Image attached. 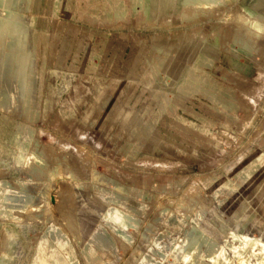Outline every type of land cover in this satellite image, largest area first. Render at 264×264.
<instances>
[{
	"label": "rangeland",
	"instance_id": "obj_1",
	"mask_svg": "<svg viewBox=\"0 0 264 264\" xmlns=\"http://www.w3.org/2000/svg\"><path fill=\"white\" fill-rule=\"evenodd\" d=\"M92 2L100 6L95 18L89 15ZM146 2L124 0L127 27L133 29L136 24L140 29L126 31V39L141 44L140 48H126V55L142 57V64L141 87L127 80L125 94L120 96L103 94L104 73L87 58L92 48L86 45L108 36L101 18L102 0H18L14 7L13 13L19 18L29 15L32 21L27 38L22 34V43L27 42V58L34 62V87H46L49 93L42 96L46 102L35 100L31 106L23 105L22 91L6 94L0 79V110L22 123L16 128L19 143L13 147L27 155L36 150L44 159V163L33 160L29 165H17L10 157L9 164L0 168V176L26 181L36 207L19 212L20 220L3 218L11 223H4L1 231L14 227L25 232L17 242L0 235V253L9 242L19 253L14 264H29L40 234L50 221L64 223L75 245L78 264H184L180 256L184 249L191 251L204 245L206 238L224 243L228 230L224 231L221 224L250 237L264 238V35L248 38L245 28L232 20L233 13L242 8V0L218 4L214 11L189 14L185 13L184 2V7L174 12L173 21L158 23L164 44L167 25H174L179 34L188 28H201L215 32L213 37L224 45L227 54L253 62L261 78L238 81L240 87L253 90L239 97L238 108L244 104L243 111L231 118L229 111L215 110L226 107L230 97L215 96L214 86L209 83L206 86L210 92L200 94L186 85L153 87L151 57L154 60L166 56V52L165 47L150 46V28L155 22L150 21ZM52 21L57 23L53 25ZM37 28L40 33L35 31ZM245 40L256 46L253 57L239 51ZM75 41H81L83 47L74 49ZM190 43L186 48L174 46L173 55L181 56L183 50L195 55L197 42ZM43 44L46 54L41 52L39 56L37 45ZM76 50L78 54H72ZM93 50L99 52L102 48ZM92 63L95 68L90 69ZM76 66L88 67L89 79L79 77L72 84L98 87V94L73 97L63 93L69 91L67 76ZM159 66L166 71L165 64ZM172 76L175 79L163 77V82H176L175 73ZM27 86L25 82L23 89ZM55 87L67 89L50 101ZM4 129L0 127V131ZM9 129L7 136L12 126ZM10 153V146L4 147L2 154ZM251 158L260 166L249 175ZM240 202L246 204L250 216L235 214ZM63 203L71 213V228L60 212ZM122 209L132 215V224L125 230L121 223L109 219L114 212H124ZM209 215H214L216 221L206 222ZM211 225L220 237L205 230L204 226ZM102 227L107 243L95 241ZM86 247L91 250L90 257Z\"/></svg>",
	"mask_w": 264,
	"mask_h": 264
},
{
	"label": "bare ground",
	"instance_id": "obj_2",
	"mask_svg": "<svg viewBox=\"0 0 264 264\" xmlns=\"http://www.w3.org/2000/svg\"><path fill=\"white\" fill-rule=\"evenodd\" d=\"M227 1L229 0H177V9L179 10L180 6L184 7L183 3L185 2V13L189 14L191 11H201L202 13V11H214L215 6L218 4L224 5ZM17 2L18 0H0V79L3 81L2 89L6 94H9L14 88L18 89L19 91H24L26 87L23 90V86L25 85L30 73L29 59L27 58V55L29 54V48H27L28 46L26 45V41L25 43L24 41L22 43V34H24L23 36L27 38L28 27L32 21L30 20L29 15H27L24 19H21L13 13ZM155 3H157L156 0H147L145 6L146 9L156 7ZM247 7L254 8L255 11L251 12L246 9ZM163 8L164 7H162V9ZM3 10H6L7 13L3 14ZM263 16L264 0H242V8L237 9V11L233 13L232 20L243 26L245 28V33L248 35L247 37L252 39L258 36L262 37V35H264ZM234 21H232V23H235ZM52 23L55 25L57 22L52 21ZM35 31L38 32L39 29L37 28ZM255 47L256 46L249 44V42L245 40L244 45L239 47V51L250 57H253V55H255ZM24 48H27L26 53L23 52ZM218 56L219 51L215 49V47L213 49V45L205 42L196 54V61L206 66H212L214 60L218 58ZM195 65L198 66L197 64ZM196 66L188 65V67L184 68L183 70V75L186 74L185 77L188 73H190L189 80L186 85L188 88L192 87V84L196 79V75L194 74V72H196ZM205 77L206 84L209 83L212 86L215 84L209 74H206ZM1 126H3L5 129L0 131V168H2L3 165L9 164L8 158L10 157L14 159L17 165H29L33 160L39 163H44L43 157L36 150L27 155L24 154L21 149L19 151H14L12 145H7L5 142H2L8 137L7 133L10 131L9 127L12 126V122H10L5 115L0 113V127ZM8 146H10L12 153H10V155L2 154L4 147ZM76 165L77 164H75V166ZM249 166L250 168L248 170V174L250 175L253 173V170L257 171L260 165L256 163L254 158H251L249 160L248 167ZM33 199L34 196L29 192L25 180L20 178L11 179L6 176H0V218L20 220L21 218L19 212L27 210L30 207L36 208L34 205H32ZM240 204L241 206H239L235 214L238 217L243 215L246 217L247 215L250 216V212L246 210V204L244 202H240ZM59 207L61 208L60 212H62L64 216L67 217L66 219H68L69 226L71 228V213L69 210H66L68 206L63 203ZM109 219L121 223L124 227V230L125 227L130 225V223L132 224V215L124 212H114L112 216L109 217ZM211 219L216 221V217L214 215H209L206 219V222ZM35 220L36 218L34 221ZM45 223L46 222H44V224ZM63 225L55 221H50L45 225L40 234L37 247L32 254L29 264H78L77 252L75 245L72 242V237L67 233ZM227 227V225L221 224V228L224 231L228 230V236L225 238L223 244L218 243L214 239L206 238L204 245L196 246V248L191 251L184 249L180 255L182 256L184 264H264V238L250 237L246 233L238 232L234 229H228ZM204 228L212 235L216 237L219 236L218 232L212 225L204 226ZM6 230L9 233L8 238L13 239L15 235H12L11 229L6 228ZM104 231L105 229L103 227L97 230L95 234V241L107 243L108 240L104 234ZM123 233L127 235L126 232L123 231ZM10 243L11 242H9L8 247H6L7 249H5L3 254L0 256V264H9L8 259L10 257V250L8 251V249L11 248ZM85 251L90 257V248L86 247Z\"/></svg>",
	"mask_w": 264,
	"mask_h": 264
},
{
	"label": "crops",
	"instance_id": "obj_3",
	"mask_svg": "<svg viewBox=\"0 0 264 264\" xmlns=\"http://www.w3.org/2000/svg\"><path fill=\"white\" fill-rule=\"evenodd\" d=\"M94 1V0H93ZM102 8H101V18L102 21L105 20V25L103 27L104 31H107L108 36L102 40H91L89 43L91 45H86V47H91L92 50L88 52L90 55L89 59H93L94 64L97 66V70L103 71L104 74H102V80L105 81V83L102 86L103 94L105 95H124L125 92L123 91L126 86V81L133 80L134 86L141 87V73L140 68L142 64V57L140 56H127L126 55V48L133 47L140 48L141 44L134 40L126 39L125 33L126 31L136 32L140 29L137 28V25H132L133 29L128 28L126 25L127 20V10L124 6V0H102ZM157 3H155L156 7L147 9L149 13V17L151 23L155 22L153 26H151L150 30L153 32V35H150V46L155 48H164L166 56H160L155 57L153 60V57H151L150 64L154 65L152 66V69L155 71L153 73V76H155V82L153 87L157 88H179L181 86L187 85L185 83V80H189L190 73L183 75L184 68L188 67V65L197 64L196 72L194 74L196 75V79L194 80L192 89H196L200 94V92H210L209 89L206 86L205 76L206 74H209L211 78L215 81L214 86V92L213 94L215 96L219 95H228L229 98V104L226 105V107H220L219 109H215L216 111H229L231 118L232 116H237L238 111H243L244 104H241L240 109L238 108L237 101L239 97H242L244 95H250L252 94V88H246V87H240L238 84V81H249L253 79L261 78L258 71H256L255 66L253 65V62L251 60H246L245 57L241 56H231L230 53H226L223 49L224 45L220 43L219 40L216 39V37H213L215 35V32H208L207 30L201 29V28H188L181 31V34L178 33V29L174 28V25L166 27L167 33H166V40L165 44L163 43L162 38L159 37L161 34L158 32V23L159 21H164L166 23H169L170 21H173L172 16L174 15V12H177V0H156ZM91 9L89 10V15L93 18L98 16V9L100 6L97 5V3L92 2ZM162 7H164L163 10ZM172 24V22H171ZM162 29V28H160ZM39 33L41 30L39 29ZM212 34V35H211ZM117 35V37H115ZM196 41V45L198 47V50L200 47L205 43L208 42L209 44L213 45L215 48L219 51V56L216 58L213 62L212 66H206L204 64H200L196 61V52L195 55H190L189 53L185 54V50H183V54L181 56H174L173 51L171 49L174 46H181L182 48L189 47L191 45L190 42ZM81 41H75L74 49L82 48L83 45ZM177 42L175 45L174 43ZM72 47V46H71ZM45 45H37V53L40 56L41 52H43V55L46 54L45 52ZM94 48H102L101 51L98 52V50H93ZM82 52V51H81ZM80 52V53H81ZM33 53V52H31ZM222 53H225V55H222ZM72 54H78V51L76 50L72 52ZM169 54V55H168ZM171 54V55H170ZM245 54V53H244ZM60 55H64V53H60ZM235 55V54H232ZM33 56V55H32ZM248 56V55H246ZM59 58H62V56H59ZM33 59L29 60V76L28 81L26 80L28 86L27 88L22 91L23 95V105L29 104L31 106L35 100H38V102H42L44 100L46 102V99L42 96L48 95L46 87L44 88H36L34 87V67H33ZM165 64L166 71L160 70L161 67L159 65ZM133 66V67H131ZM90 69L95 68L93 63L89 66ZM88 67L79 68V66H76L74 70H71L67 78L70 81V87L69 91L63 92L65 95L69 96H92L95 93H99L96 90L98 87H78L76 85L77 82L72 84V80L74 79L77 81L80 78V80L85 79L88 80L89 78L87 75L90 71ZM171 70V73L168 71ZM160 71V72H159ZM208 72V73H206ZM175 73V76H177L176 82H163V77L167 79H175L172 75ZM165 75V76H164ZM264 75V74H263ZM208 76V75H207ZM95 76H92L94 78ZM66 79V78H65ZM64 79V80H65ZM184 79V80H183ZM223 79L229 83L226 84V82H223ZM264 79V77H263ZM188 82V81H187ZM99 85V84H98ZM195 85V86H194ZM198 85V87H196ZM204 85V86H203ZM210 86V84H207ZM112 86V87H111ZM165 86V87H164ZM222 86V87H221ZM67 88L59 87L53 89V95H49V97L52 99L50 101H55L53 98L55 95H62V91L66 90ZM224 89V93H222V90ZM17 89L14 88L13 91ZM37 90V92H36ZM205 90V91H204ZM208 90V91H207ZM212 90V89H210ZM27 91V92H26ZM18 92V91H17ZM218 92V93H217ZM102 93V92H101ZM10 94V93H9ZM16 94V93H15ZM53 96V97H52ZM28 99V100H27ZM234 100L236 102H234ZM29 101V102H26ZM25 102V103H24ZM61 101L59 100V103ZM71 104L75 103L76 101L73 99H70L69 101ZM77 105V104H76ZM12 106V105H11ZM228 106V107H227ZM8 112V111H6ZM0 113L5 115L8 119L12 122V129L10 134L7 138H5L2 142H5L7 145H12V148L14 151H19L20 149H17V147H13V145H17L18 142V133L16 132V128H19L22 123H16V120H13L8 114L5 112H2L0 110ZM236 119V118H235ZM16 175V174H14ZM11 179H17L16 176H12ZM117 206V205H116ZM119 207V206H117ZM120 208V207H119ZM121 209V208H120ZM123 210V209H122ZM126 212L125 210H123ZM128 213V212H126ZM130 214V213H129ZM5 219L0 218V235H8V231L6 232L1 231L3 228L4 223H11L10 221H4ZM13 224V222H12ZM14 228V227H13ZM20 227H17L19 229ZM11 229V228H10ZM12 235H15L13 239L17 242L19 235H25L24 230H12ZM10 250V251H9ZM5 251V250H4ZM2 251L0 253V256L3 254ZM7 251V250H6ZM10 252L9 257V264H14L16 262V257L19 255L16 250L11 248L8 249ZM24 264V262L22 263Z\"/></svg>",
	"mask_w": 264,
	"mask_h": 264
}]
</instances>
